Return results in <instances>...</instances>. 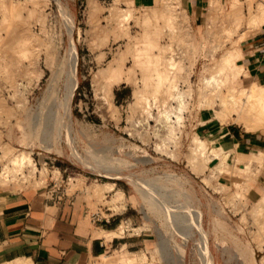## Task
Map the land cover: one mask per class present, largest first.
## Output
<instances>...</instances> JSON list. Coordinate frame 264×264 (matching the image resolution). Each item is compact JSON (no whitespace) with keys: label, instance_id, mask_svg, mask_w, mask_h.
I'll return each mask as SVG.
<instances>
[{"label":"rangeland","instance_id":"1","mask_svg":"<svg viewBox=\"0 0 264 264\" xmlns=\"http://www.w3.org/2000/svg\"><path fill=\"white\" fill-rule=\"evenodd\" d=\"M10 1L25 6L24 16L35 7L32 0ZM39 1L38 16L26 24L20 19L9 24L5 20L9 1L0 0V184L52 189L62 203L85 208L89 223L97 210L119 216L117 233L129 235L135 244L106 253L127 250L136 255L132 264H206L199 220L206 229L212 264H264V214L258 212H264V203L259 202L264 161L260 166L255 159L249 171L239 169L245 163H232L237 167L232 173L221 170L220 158L211 161L214 153L208 155V163L191 161L193 138L198 135L194 119L206 108H213L224 122L234 120L258 130L248 125L247 118H252L244 119L241 110L223 103L227 86L217 88L213 79L209 89H217L212 96L204 94L205 81L213 78L224 51L258 27H249L247 0H241V25L229 37L219 17L210 15L209 5L195 24L185 0ZM260 2L264 0H254V9ZM224 3L228 9L230 4ZM161 10L175 14L171 24L163 18L150 20ZM122 12L129 17L122 18ZM24 25L36 38L29 56L13 46ZM157 28L162 29L163 61L173 56L177 63L161 86L163 91L146 83V73L134 59V40ZM71 42L78 56V83L69 114ZM121 55L124 73L109 82L102 71ZM243 73L238 80L247 86ZM171 79L180 97H166ZM181 102L183 120L178 121L174 112L168 118L167 110L181 112ZM22 151L33 162L15 169L13 158ZM53 170L59 176L56 185ZM108 181L114 182L113 188ZM98 183L102 192L93 195L90 187ZM145 245L149 250H139ZM98 257L90 264H100Z\"/></svg>","mask_w":264,"mask_h":264},{"label":"crops","instance_id":"2","mask_svg":"<svg viewBox=\"0 0 264 264\" xmlns=\"http://www.w3.org/2000/svg\"><path fill=\"white\" fill-rule=\"evenodd\" d=\"M138 1L147 4L151 0ZM185 3L196 24L209 0H185ZM239 46L241 55L236 61L246 70L245 84L249 86L257 81L264 87V20L253 33L240 40ZM214 113L213 108H206L196 116L195 133L228 150L230 163H244L238 161L239 152L264 151L262 128L251 130L234 120L224 122ZM213 160L220 159L214 156ZM261 170L264 183V164ZM85 210L76 207L75 202L62 203L39 188L19 189L0 184V264H90L103 253L135 244L129 235L117 233L119 216L110 221L90 219L89 223ZM99 230L116 234L107 238L97 234ZM141 249L149 250L147 245Z\"/></svg>","mask_w":264,"mask_h":264},{"label":"bare ground","instance_id":"3","mask_svg":"<svg viewBox=\"0 0 264 264\" xmlns=\"http://www.w3.org/2000/svg\"><path fill=\"white\" fill-rule=\"evenodd\" d=\"M32 1L34 2V5H35L34 9L30 10L28 16H24L22 10L25 8V6L23 4L19 2L7 0L8 4L7 6H5V8H7V11H6L7 14L5 16L6 22L10 24V21H12L11 19H13V21L20 19L23 22H25L24 24H26L31 17H35L36 15L38 16L37 10L41 3L39 0H32ZM228 4L230 5L228 6V9H226L224 0H209L210 15L212 16V18H216V19H218L219 17V20L221 21L219 20L218 21L221 22L222 24L221 26H223V31L226 32L229 37L230 35L233 34V32H236V30L239 28L244 16H243V3L241 0H230ZM247 7L250 10L249 27L259 26L264 20V2H260L259 6L256 9H254V0H247ZM173 15L175 14L172 11L166 12L164 10H161L159 14L150 16V20L156 23L158 18H163V19H167V22L171 24L172 18L174 17ZM120 16H122V18H128L129 13L122 12L120 13ZM6 22L2 24L4 27L7 24ZM172 25L174 27L175 24H172ZM161 32H162L161 28L147 29L145 30L144 35L142 37H139L136 40H134L135 41V45H134L135 64L141 66L142 69L145 71L146 83H151V82L155 83L157 85V88H156L157 90H159L160 88L162 89L161 86L166 82L167 79H169L170 71H171L170 69H173L171 67L177 64L176 61H173L174 59L173 56L171 58L168 57L169 59H167L166 61H163L162 50L164 48V45H162V43L160 42V38H159ZM17 35H18L17 44H13L14 48L21 54L25 56H29L30 53H32V51L36 48L35 47L36 43L34 42V40L36 39L34 37L35 34L33 35L30 29L26 25H24L21 29H19ZM2 38L3 37L1 36V33H0V41L2 40ZM157 49L159 52L157 51ZM70 53H71V63L70 64H71V75H72V80L70 81L72 84V89L70 87L71 92H70V99L68 102L69 114H71V110H70L71 98H72L74 89L78 83V76H77V57L78 56H77L75 44H73V42H71ZM240 55H241V49L238 44V40H236L235 44L232 47L227 48L226 51H224V53L221 55L219 62H218V67L215 71L216 73L214 74L213 78L206 79L205 81L206 82L205 84L206 92L204 94L205 96H212L214 94L216 87L215 88L213 87L214 89L213 88L209 89V86L212 84L213 79L217 83L216 85L217 88L227 86L229 89L227 95H225L222 92V94L225 95L224 97L222 96L223 103L227 105V107L231 110H241V116L243 118L244 117L252 118L253 123H250L252 122L251 119L249 120L247 118L248 125L252 129H259L261 127H264V87L260 85L257 81L253 82L249 86L240 84L238 80L239 75L242 72L246 73L244 66L239 65L236 61L238 56ZM122 59H123L122 55L114 58L113 60L109 62L108 66L103 69L102 73L109 82L119 80L122 77L124 73ZM167 83H168V86L166 90V97L167 98L171 96L180 97L181 96L180 92L176 94L175 89L177 88L176 87L177 85L174 79H171ZM161 91H163V89ZM140 98L143 99L144 98L143 95ZM184 107H185V104L181 102L180 104L181 112H176L170 109L166 111V116L168 118H171L172 113L174 112L175 115L177 116V120L182 121L184 117L182 113ZM216 115L222 118L224 114L222 115L221 113L216 112ZM193 139H194L195 145L192 148L191 161H193L197 165L208 163L211 160L210 156L208 155L211 153H214V155L218 156L222 161V166H221L222 171L232 173L234 172V170H236L237 167H235L234 164L228 161V155H229L228 150H225L222 146L218 147V146L212 145L211 143H207L199 135H195ZM217 149L219 151H217ZM74 154L79 159L83 160L82 159L83 156H81L78 153V151L74 152ZM238 154L241 155V157L238 158V161L245 163V166L239 168L241 171L242 170L249 171L252 168V165L255 163V159H257L258 165H260V162L263 163L264 161V151H261L258 154L255 152L253 153L239 152ZM13 161H14L15 169H20V167L25 166L26 162L32 163L33 159H32V156L29 153H27V151H22L13 158ZM250 177L251 175H249L248 178ZM3 180L6 181L8 180V178H5ZM108 184H110V186L113 188L114 182L108 181ZM90 192L93 195H100L102 192V185H100L99 183L96 185H92L90 187ZM118 192L119 191H117V193ZM259 202L260 204L261 202L262 204L264 203V194L261 196ZM260 204L257 203L258 206H260ZM257 208L259 209L260 207H257ZM260 210L262 209H259V211L258 210L257 211L261 212V214H264V212L262 213L263 210L262 211ZM200 212L202 213L201 210ZM255 216L256 218L260 219L259 217H257L256 214L254 215V218ZM262 217L263 215L261 216V218ZM260 220L259 222L256 221V223H258L257 225L261 227V225L259 224L261 223ZM198 227L202 231V234H203L204 247L202 246V248H204V253L207 258L206 264H212L213 258L211 259L210 248L208 245L209 242L207 239L208 236L206 235L204 231L206 229L202 226V223L200 220L198 221ZM114 233L115 232H109L106 230L97 231V234H100V235L104 234L107 236V238H111ZM203 239L201 241H203ZM202 243L201 245H203ZM98 258H100V261H99L100 264H132L133 261L136 259V255L134 253H131L125 250L122 252H118L115 255H109L108 253H103ZM262 258L264 261V256ZM23 264H29V263L24 262ZM144 264H152V263L145 262Z\"/></svg>","mask_w":264,"mask_h":264},{"label":"built area","instance_id":"4","mask_svg":"<svg viewBox=\"0 0 264 264\" xmlns=\"http://www.w3.org/2000/svg\"><path fill=\"white\" fill-rule=\"evenodd\" d=\"M55 171L56 170H53L52 171V178L53 177H55ZM58 175H56V177L54 178V184L56 185L57 183H58ZM61 184V183H60ZM47 194H48V196H50V197H52V198H55L56 200H59V201H61V196H58V197H56V196H54V190H52V189H49V190H46L45 191ZM112 217H114L113 216V214L112 215H105L104 213H100V211L99 210H97V211H94V212H92L91 213V217H90V219L92 220V221H94V222H99V221H103V220H107V221H110L111 220V218ZM121 226V225H120Z\"/></svg>","mask_w":264,"mask_h":264}]
</instances>
